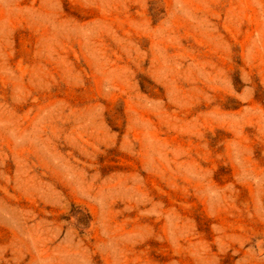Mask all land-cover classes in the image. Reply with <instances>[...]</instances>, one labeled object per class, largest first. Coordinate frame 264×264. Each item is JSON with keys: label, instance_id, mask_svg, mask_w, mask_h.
Here are the masks:
<instances>
[{"label": "rangeland", "instance_id": "1", "mask_svg": "<svg viewBox=\"0 0 264 264\" xmlns=\"http://www.w3.org/2000/svg\"><path fill=\"white\" fill-rule=\"evenodd\" d=\"M0 264H264V0H0Z\"/></svg>", "mask_w": 264, "mask_h": 264}]
</instances>
